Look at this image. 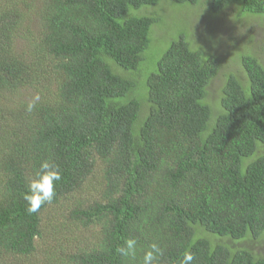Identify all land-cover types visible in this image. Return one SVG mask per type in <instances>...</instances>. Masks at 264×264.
Returning a JSON list of instances; mask_svg holds the SVG:
<instances>
[{"label": "trees", "instance_id": "1", "mask_svg": "<svg viewBox=\"0 0 264 264\" xmlns=\"http://www.w3.org/2000/svg\"><path fill=\"white\" fill-rule=\"evenodd\" d=\"M169 1L210 39L182 35L145 81L166 0H0V264H142L152 243L155 264H264V59L213 87L221 17L264 28V0ZM44 161L62 179L29 213Z\"/></svg>", "mask_w": 264, "mask_h": 264}, {"label": "rangeland", "instance_id": "2", "mask_svg": "<svg viewBox=\"0 0 264 264\" xmlns=\"http://www.w3.org/2000/svg\"><path fill=\"white\" fill-rule=\"evenodd\" d=\"M185 7L187 6H177L170 3L169 0H166V2L160 4L158 7L150 8L155 11L158 20L156 24L152 26L153 28H151L152 32L150 31L149 34L150 44L143 54V61L139 68L140 73L146 72L147 69H149L145 81L147 77L156 70V63L162 54L170 47L173 41H177L182 35H184L188 41L194 39L197 45L206 43V37L210 39V34L203 28L205 23H203V19L201 20L202 15L195 18V14L192 12H184L182 14ZM236 8L237 6H231L224 12L220 20L221 30H217L219 34L216 35V37L219 36L220 42L223 43L218 49V54L222 61L221 69L218 76L213 81V87L216 86L218 89L230 72H239L238 55L240 52H257L259 57L264 59V28L255 23H249L248 21L238 24L236 27H232V24H230V27L227 25L226 20L228 15L230 16ZM144 15L150 14L145 13ZM184 15L189 19L188 23H185L183 19ZM249 33L252 42L249 40ZM248 45L252 47V50L246 51L245 47ZM262 151H264V147ZM93 194H95V192ZM66 211L67 206H60L54 210L51 216L57 215V220H59L66 217ZM237 245L246 246L244 243H239Z\"/></svg>", "mask_w": 264, "mask_h": 264}, {"label": "clouds", "instance_id": "3", "mask_svg": "<svg viewBox=\"0 0 264 264\" xmlns=\"http://www.w3.org/2000/svg\"><path fill=\"white\" fill-rule=\"evenodd\" d=\"M34 108V101L27 105L28 112ZM61 179L62 172L58 164L48 161L42 162L39 170L35 173V178L28 185L27 193L24 195V199L28 203L27 211L37 213L43 205L50 204L56 196V185ZM116 251L122 257L134 259L137 251V240L135 238L126 239L122 246L117 247ZM163 254V249L157 243H152L143 255L142 264H155ZM194 260L193 253L185 252L180 264H193Z\"/></svg>", "mask_w": 264, "mask_h": 264}]
</instances>
